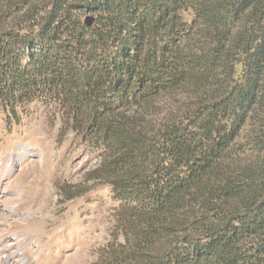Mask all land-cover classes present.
I'll use <instances>...</instances> for the list:
<instances>
[{
    "label": "trees",
    "instance_id": "1",
    "mask_svg": "<svg viewBox=\"0 0 264 264\" xmlns=\"http://www.w3.org/2000/svg\"><path fill=\"white\" fill-rule=\"evenodd\" d=\"M36 103L118 202L95 264H264V0H0V114Z\"/></svg>",
    "mask_w": 264,
    "mask_h": 264
},
{
    "label": "rangeland",
    "instance_id": "2",
    "mask_svg": "<svg viewBox=\"0 0 264 264\" xmlns=\"http://www.w3.org/2000/svg\"><path fill=\"white\" fill-rule=\"evenodd\" d=\"M50 114L40 103L18 123L0 114V264H95L114 227L118 202L88 180L95 159Z\"/></svg>",
    "mask_w": 264,
    "mask_h": 264
}]
</instances>
